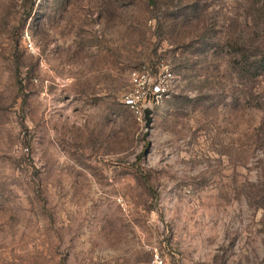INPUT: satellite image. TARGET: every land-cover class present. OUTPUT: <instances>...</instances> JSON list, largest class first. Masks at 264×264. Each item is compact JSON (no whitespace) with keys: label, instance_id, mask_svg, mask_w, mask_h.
<instances>
[{"label":"rangeland","instance_id":"obj_1","mask_svg":"<svg viewBox=\"0 0 264 264\" xmlns=\"http://www.w3.org/2000/svg\"><path fill=\"white\" fill-rule=\"evenodd\" d=\"M162 62L140 120L130 70ZM155 249L264 264V0H0V264Z\"/></svg>","mask_w":264,"mask_h":264},{"label":"built area","instance_id":"obj_2","mask_svg":"<svg viewBox=\"0 0 264 264\" xmlns=\"http://www.w3.org/2000/svg\"><path fill=\"white\" fill-rule=\"evenodd\" d=\"M32 45H30L31 47ZM174 75L165 63H143L129 73V88L122 102L138 118L143 119L148 108L161 105L174 90ZM147 264H165L161 253L155 249Z\"/></svg>","mask_w":264,"mask_h":264},{"label":"water","instance_id":"obj_3","mask_svg":"<svg viewBox=\"0 0 264 264\" xmlns=\"http://www.w3.org/2000/svg\"><path fill=\"white\" fill-rule=\"evenodd\" d=\"M147 118L149 119V116L147 115Z\"/></svg>","mask_w":264,"mask_h":264}]
</instances>
